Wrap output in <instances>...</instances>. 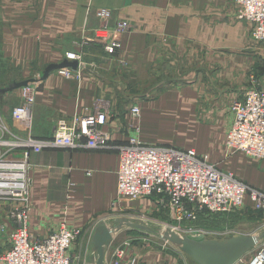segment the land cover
Returning <instances> with one entry per match:
<instances>
[{
    "label": "crops",
    "instance_id": "0c3cea01",
    "mask_svg": "<svg viewBox=\"0 0 264 264\" xmlns=\"http://www.w3.org/2000/svg\"><path fill=\"white\" fill-rule=\"evenodd\" d=\"M98 8L111 12L103 24ZM118 20L128 21L129 29L117 53L106 56L101 45ZM86 40L92 49L83 48ZM71 49L82 52L83 63L78 77L67 78L54 66L66 62L64 54ZM260 60L261 46L249 40V24L233 18L229 0H0V120L21 136H51L57 118L86 114L101 98L113 109V141L124 143L130 133L127 110L136 102L142 141L194 148L221 169L239 167L241 153L229 155L224 146L232 122L230 104L243 95L248 73L259 68ZM184 72L190 79L178 81ZM168 74L170 83L160 88ZM38 76L43 79L32 120H13L10 111L21 102L22 86L16 84ZM141 88L154 94L140 98L133 90ZM8 158L22 156L11 153ZM27 161V225L36 238L62 221L80 225L81 236H90L98 222L131 209L127 202L115 203V149L46 148L30 153ZM243 171L246 184L264 191V173L252 175L249 166ZM1 207L0 252L9 246L10 228ZM118 233L104 249L103 264H113L112 252L123 244L113 246ZM78 240L68 251L73 264L90 247L89 238ZM254 248L234 264H246ZM94 253L91 248L81 264L95 263ZM126 257L134 264H196L174 246L142 250L132 245Z\"/></svg>",
    "mask_w": 264,
    "mask_h": 264
},
{
    "label": "built area",
    "instance_id": "2783aa9c",
    "mask_svg": "<svg viewBox=\"0 0 264 264\" xmlns=\"http://www.w3.org/2000/svg\"><path fill=\"white\" fill-rule=\"evenodd\" d=\"M231 1L235 6V17L249 24V40L257 44L264 42V0ZM109 15L105 9L97 12L100 20H106ZM125 26V23L116 26L111 37L115 40H107L101 45L106 56L117 52L120 43L116 37ZM85 43L91 44L90 40ZM65 58L77 61V68L62 67L57 69L58 74L78 77L82 55L70 51ZM40 82L39 76L34 77L21 87V102L10 111L13 120H32L35 92ZM250 83L243 95L230 104L232 122L224 146L229 155L239 152L261 160L264 159V88L255 84L253 75ZM127 113L126 127L130 133L124 143L113 141V109L101 98L94 101L91 111L86 114L57 118L51 136L42 139L31 134H15L0 120V205H8L5 215L10 223L9 246L0 252V264H73L68 251L83 232L80 225L62 221L42 238L32 236L28 230L31 178L27 160L30 153L46 148L117 150L115 203L152 198L169 212L176 224L194 222L200 214L233 211L243 206L246 199L253 208L264 211L263 190L246 184L233 172L219 168L208 154H199L194 148L142 141L138 137L139 104L132 103ZM11 153H20L22 158L9 159ZM170 229L183 230L175 224ZM186 230L187 234L199 233L190 227ZM129 247L127 240L113 250V264H134V259L126 257ZM246 264H264V244Z\"/></svg>",
    "mask_w": 264,
    "mask_h": 264
},
{
    "label": "rangeland",
    "instance_id": "374dc122",
    "mask_svg": "<svg viewBox=\"0 0 264 264\" xmlns=\"http://www.w3.org/2000/svg\"><path fill=\"white\" fill-rule=\"evenodd\" d=\"M229 1L232 3L231 0H229ZM232 5H233V18L237 19L235 17V14H236L235 6L233 3H232ZM100 9H105V10L109 11L106 8H98L96 10V16H97V12ZM97 18H98V16H97ZM110 18H111V12H110L109 17L106 20H100L99 18L98 19L103 24V23L107 22ZM238 20H240V19H238ZM121 23H125L126 26L120 32V34L117 35V37H116V40H119L120 46H121V39H122L123 35L129 29L128 21L118 20L111 30V37H112L114 34V31L116 29L115 27L116 26L118 27L119 24H121ZM111 37L108 38V40H110V39L115 40V38H111ZM82 40H84V39L82 38ZM81 43L85 44V47H83V48H91V49L93 48V45H91V44H86L85 42H81ZM88 45H90L92 47H90ZM258 45L261 46V60L259 63L260 64L259 68H258L259 70L258 69L257 70L252 69L248 73L247 87L251 85L250 76L253 75V78L255 80V84L264 88V42H262L261 44H258ZM119 49H120V47L117 49V51ZM73 50L74 49H71V50H68L67 52H70ZM67 52H65V54ZM73 52L80 53L82 55V52H80V51H73ZM65 59L67 61H74V60H69L67 58H65ZM75 62L78 63L77 61H75ZM68 68L76 69L77 65L75 68H72L69 66H68ZM39 73L40 72H38V75H40ZM181 75H183V76H181ZM181 75H180V78L178 79V81H186V80L190 79V77L184 76L185 72ZM162 80L163 81L160 83V86H159L160 88L164 87V86L168 85V83H170L169 82V80H170L169 74L165 78L163 77ZM142 89L143 88H141L140 91L138 90L139 92L136 89H134L133 92L137 93V95L140 98L150 97L151 95L154 94V93L151 94L149 91H143ZM226 157H228V156H226ZM240 157H241V161L238 163L239 167H235V168L222 167V169L233 172V174H235L238 178H240L242 180H243V173H244L243 169L248 168V166H249V171H251L252 175L258 176L259 172L264 173V159L256 160V159H253L251 157L245 156L243 154H241ZM228 159H229V157L226 158L225 160H228ZM127 205L130 206L131 209L125 208L122 210V212H119L118 216H115V217L131 218V219H133L134 222H137V223L138 222H140V223L144 222V223L148 224L149 227H155V228H160L162 226L171 228L174 224L182 227V229L184 227H186V228L190 227L193 230H197L199 233H202L207 238H211V239H223L225 237H229L232 235H260L261 236L259 239L260 241L257 243V245L255 246L254 251L252 253L257 252L262 247V245L264 244V211L253 208L251 202L248 201V199H246L243 206H241L240 208H237L233 211L200 214L194 222H191V223L184 222V223H180V224H176V222H174L169 217V212L164 207H162L160 204L156 203V201L152 198H141L138 200L130 201V202H127ZM1 206L2 205H0V207ZM1 208L4 209V212H6L8 205L3 204V206ZM186 228H184L183 230H179V231H177V230H172V231L176 235H184V234L188 233V232H186L187 231ZM116 232H120V233H118L116 235L113 246H114V244L119 243L120 241L125 242L127 240L130 243V247L132 245H134V246L139 247L142 250H145L148 246L152 247L153 249L161 248V247L171 248L173 246L170 242L164 241L157 234L150 232V231H147V230L135 229V228L128 227V226H123L119 230L112 233V239H113V236L115 235ZM198 232H196V233H198ZM91 234H90V236H89V234L80 236L78 239L84 240V242L88 238L91 240ZM136 237H138V238H136ZM143 238H145L144 239L145 241L142 240ZM132 242H134L135 244H133ZM142 242H146L147 244L144 245V243H142ZM91 248L92 247L90 245V247H88V252H84L83 254H80V255H82V257L79 258V264H81V261H83L85 255L88 256V254H90ZM94 255H95V253H94ZM246 257H248V256H246Z\"/></svg>",
    "mask_w": 264,
    "mask_h": 264
},
{
    "label": "water",
    "instance_id": "95a60500",
    "mask_svg": "<svg viewBox=\"0 0 264 264\" xmlns=\"http://www.w3.org/2000/svg\"><path fill=\"white\" fill-rule=\"evenodd\" d=\"M76 65L75 61H66L54 66V68L68 66L75 68ZM42 79L43 77H41ZM32 80L22 81L16 86H24ZM123 226L157 234L164 241L170 242L179 251L187 255L196 264H234L246 252L254 248L261 237L260 235H232L223 239H211L202 233L176 235L168 227H149L148 224L134 222L131 218L111 217L106 222H98L93 228L90 245L97 256V260L95 263L90 264H103L104 249L112 241V233Z\"/></svg>",
    "mask_w": 264,
    "mask_h": 264
}]
</instances>
